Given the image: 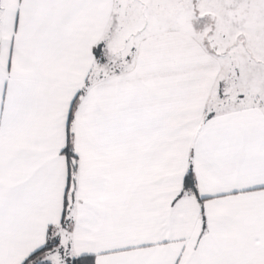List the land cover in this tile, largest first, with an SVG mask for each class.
Returning a JSON list of instances; mask_svg holds the SVG:
<instances>
[{
  "label": "snow or ice",
  "instance_id": "snow-or-ice-1",
  "mask_svg": "<svg viewBox=\"0 0 264 264\" xmlns=\"http://www.w3.org/2000/svg\"><path fill=\"white\" fill-rule=\"evenodd\" d=\"M0 264H264V0H0Z\"/></svg>",
  "mask_w": 264,
  "mask_h": 264
}]
</instances>
